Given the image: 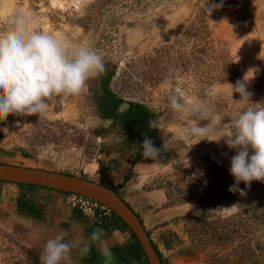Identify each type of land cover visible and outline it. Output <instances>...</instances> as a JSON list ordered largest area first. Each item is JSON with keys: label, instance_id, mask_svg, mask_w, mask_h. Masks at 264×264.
Segmentation results:
<instances>
[{"label": "rangeland", "instance_id": "374dc122", "mask_svg": "<svg viewBox=\"0 0 264 264\" xmlns=\"http://www.w3.org/2000/svg\"><path fill=\"white\" fill-rule=\"evenodd\" d=\"M97 1L0 0V32L8 30L15 12L32 11L41 31L103 53L104 61L115 65L110 85L123 96L116 112L127 108L128 99L153 111L145 124L160 148V160L142 156L135 131L120 129L113 118L94 113L88 84L79 96L51 101L43 115L9 114L0 120V149L10 151L4 158L42 165L63 160L70 163L65 168L101 182L108 181L107 173L117 177L128 173L126 202L140 214L165 264H264V182L252 181L247 188L241 182L239 188L246 195L230 192L234 178L228 169L235 151L223 140L196 143L180 135L181 127L190 128L191 121L176 117L168 107L169 95L180 89L189 102L213 106L211 119L221 121L220 132L227 134L228 123L246 107L233 102L240 95L233 92L232 100L229 85L251 78L250 69H256L247 83L250 103L264 104V0L229 1L209 16L204 0H108L102 5ZM202 22L212 40L210 52L196 33ZM231 63L239 75L225 79ZM209 122L200 120L198 126ZM93 127L101 128V133L93 132ZM0 211V264H35L22 246H34L40 264L46 241L59 229L69 231L66 239L78 240L102 228L108 247L131 238L122 228L110 245L112 228L101 225L98 216H91L93 223L86 228L75 220L38 222ZM71 255L73 264H104L96 246L86 256H79L77 249ZM111 264L120 263L111 255Z\"/></svg>", "mask_w": 264, "mask_h": 264}, {"label": "clouds", "instance_id": "9594fccd", "mask_svg": "<svg viewBox=\"0 0 264 264\" xmlns=\"http://www.w3.org/2000/svg\"><path fill=\"white\" fill-rule=\"evenodd\" d=\"M222 6L223 0L220 4H210L209 0L203 3L208 16ZM105 71L103 53L89 44H69L50 32L41 31L32 11H17L10 17L8 30L0 32V120L9 114L43 115L51 101L85 93L87 82ZM249 71L254 75L256 69ZM251 78L244 77L235 86L229 85L231 99L233 92L240 95V99H232L233 102L246 107L238 110L228 123L227 134L220 132L221 121L213 123V106L204 101L189 102L180 89L168 97V107L173 114L191 121L190 128L181 127L180 135L196 139V143L203 139L216 143L223 140L235 151L228 169L234 183L228 190L240 195H246L245 190L239 188L241 182L246 188L252 181L264 182V104L259 103L261 106L256 107L258 104L250 103L252 93L247 91V83ZM200 120L210 122L201 127L198 126ZM149 128H155L153 122H149ZM141 135L144 136L139 144L142 156L159 161L160 148L155 147L146 133ZM68 236V230L59 229L49 238L40 254V264H73V249L83 257L93 246L104 257V264H111L104 229L94 228L86 239L69 240L66 239Z\"/></svg>", "mask_w": 264, "mask_h": 264}, {"label": "trees", "instance_id": "16d2710c", "mask_svg": "<svg viewBox=\"0 0 264 264\" xmlns=\"http://www.w3.org/2000/svg\"><path fill=\"white\" fill-rule=\"evenodd\" d=\"M107 1L108 0H98L97 3L99 5H102L104 2H107ZM229 1H233V0H223V4ZM209 3L210 4H220L221 0H210ZM205 27L206 26L203 23V25L199 27L196 33H197L198 38L201 39V42H202L201 44L206 45V48H208V52H210L213 49L211 46L212 40L208 34V30ZM105 67H106V71L103 74L99 75L98 77L94 79H90L87 82L89 89L92 91V95L94 97L92 101L90 102L94 113L102 117L113 118V123L115 124L116 127H119L120 129L128 128L131 131H135L137 134V140H139L140 144L143 142V139H144V136L141 135L142 133H146V135L150 139H152V135L150 133V130L147 128L145 121L153 116L154 114L153 111H151L148 108V106H146L145 104L139 101L128 99L126 100L127 108L120 113L116 112V106L119 102L123 100V96L116 93L117 91L112 89L110 85L113 75L115 73V65L109 62L108 60H106ZM225 70L228 71V72H225V75H226L224 76L225 79H229L231 77L235 78L239 75L238 68L233 63H231L229 65V68ZM92 131L95 132L96 134H99L101 133L102 129L93 127ZM154 145H156L155 142H154ZM136 148H140L139 144L136 145ZM126 178H128V173H126L124 177H122V180H125ZM14 183L19 185L20 187H29V186L46 187V186L36 185V184H24V183H17V182H14ZM46 188H50V187H46ZM50 189H53V188H50ZM54 190H57V189H54ZM62 192H65V191H62ZM1 212L2 211H0V214ZM190 213L191 212H188L186 215H190ZM99 217L101 219L100 223L104 227L110 225L113 228H120V229L126 228L129 232V235L131 237L130 241L124 244L109 247L112 257H116L118 259V263L121 264L122 262L123 264H126L125 263L126 260H132L135 262H138V260H142L144 261L145 264H148L142 255V252L140 250V247L136 239L134 238L132 233L129 231L126 224L117 215H115L112 211H110L109 216L101 215ZM139 220L141 221L140 218ZM146 233L148 235L147 230H146ZM150 243L153 249L155 250V252L157 253L158 257L162 260L163 264H165L164 258H162V256L160 255L159 250L156 247V244L152 242L151 240H150ZM22 248L24 250L23 252L29 255V259L31 260V262L33 261L35 262V264H38V253L35 247L30 246L29 249H27L25 246H22ZM6 263H8V261H6Z\"/></svg>", "mask_w": 264, "mask_h": 264}, {"label": "crops", "instance_id": "0c3cea01", "mask_svg": "<svg viewBox=\"0 0 264 264\" xmlns=\"http://www.w3.org/2000/svg\"><path fill=\"white\" fill-rule=\"evenodd\" d=\"M6 154H7L6 150L0 149V162H16L5 159L4 157L6 156ZM18 163L32 165V166H42L49 169L69 172L84 178L97 180L95 179L96 177H88V175L86 174L73 171L72 168L71 169L65 168V166H69L70 163L64 162L63 160H59L58 162L49 161L44 165L39 163L38 164L36 163L28 164L24 162H18ZM82 167L84 171L88 170L86 166H82ZM94 167L98 169V163H96ZM94 167L92 164L89 171L91 172L94 171ZM107 174L108 175L106 176V178L108 179V181H103V183L113 188L115 192L126 201V197L129 195L131 183L129 181L122 180L121 175L117 177L115 173H107ZM130 207L135 211V209L132 206ZM0 208L4 210L7 209L18 215L20 214L27 215L30 218L38 220V222L69 223L75 220L78 222L80 221L84 225L86 224V228H89L91 226L90 224L93 223L91 220V216L89 214L80 211L76 207L70 206L66 202V200H64V192L46 187H41V186L20 187L14 182L0 180ZM135 212L137 213V211ZM137 215L141 219V223L143 227L146 228L140 214L137 213ZM111 228L113 232L110 231V236L108 237V240L110 241L109 244L113 245L114 237L115 235H117V233H120L119 230L121 229L113 228V227ZM148 236L150 240L154 242L151 239L150 235ZM123 238L126 237L123 236L122 239ZM120 244H124V242L123 241L115 242V245H120ZM157 249L159 250L158 247ZM143 264H145L144 261Z\"/></svg>", "mask_w": 264, "mask_h": 264}, {"label": "water", "instance_id": "95a60500", "mask_svg": "<svg viewBox=\"0 0 264 264\" xmlns=\"http://www.w3.org/2000/svg\"><path fill=\"white\" fill-rule=\"evenodd\" d=\"M0 180L42 185L60 191L83 195L104 204L126 224L136 239L147 263L163 264L153 249L146 230L135 211L113 188L103 182L69 172L18 162H0Z\"/></svg>", "mask_w": 264, "mask_h": 264}, {"label": "built area", "instance_id": "2783aa9c", "mask_svg": "<svg viewBox=\"0 0 264 264\" xmlns=\"http://www.w3.org/2000/svg\"><path fill=\"white\" fill-rule=\"evenodd\" d=\"M64 200H66L70 206L78 208L80 211L89 214L93 218L95 216L110 215V210L104 204L83 195L64 192Z\"/></svg>", "mask_w": 264, "mask_h": 264}]
</instances>
